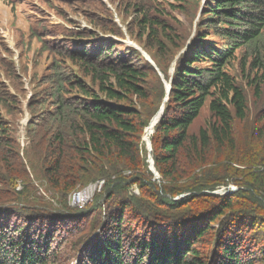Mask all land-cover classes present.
Here are the masks:
<instances>
[{
	"label": "trees",
	"instance_id": "obj_1",
	"mask_svg": "<svg viewBox=\"0 0 264 264\" xmlns=\"http://www.w3.org/2000/svg\"><path fill=\"white\" fill-rule=\"evenodd\" d=\"M175 1L192 13L193 40L185 29L175 34L180 23L161 10ZM195 1L141 2L132 26L147 37L133 39L155 66L132 48L97 41L95 32L69 43L66 54L81 76L68 82L57 72L40 81L53 84L51 92L33 91L27 163L0 113V264H50V252L84 227L78 264H264V0H207L199 14ZM114 30L123 34L115 26L106 34ZM14 101L6 96L0 107ZM205 106L210 117L194 134ZM161 107L150 136L157 180L139 148ZM237 123L246 129L244 144ZM91 173L106 184L89 211L57 210L31 192L36 182L65 195ZM230 183L238 190L214 193ZM134 184L140 196L132 198Z\"/></svg>",
	"mask_w": 264,
	"mask_h": 264
},
{
	"label": "rangeland",
	"instance_id": "obj_2",
	"mask_svg": "<svg viewBox=\"0 0 264 264\" xmlns=\"http://www.w3.org/2000/svg\"><path fill=\"white\" fill-rule=\"evenodd\" d=\"M129 1V0H128ZM131 7L128 8L125 0H8L0 2V99H4L6 96L9 99L15 98L14 104H6L7 108L0 107L1 118L9 126L8 128L13 129L10 133L11 137L15 140L14 143L25 149L20 152L24 154L22 160L27 163L25 154L29 151L26 149L30 146L29 140L27 139L28 125L32 119L27 121V117L30 116L28 110L29 104L32 101L33 91H42L49 89L51 92V86L42 85L40 81L46 82V79L52 75H56L57 72L68 82H74L81 76L75 64L71 63L68 59L66 51L72 48L68 47L69 43L78 40H89V37H84L86 34L94 33L97 41L101 38L104 40H124L123 34L119 37L113 31L112 35L106 34L108 29L119 27V29L125 32L126 40L133 42V37L142 34L139 32L138 27L132 26L134 22L141 17L143 0H130ZM200 1V0H198ZM190 3L196 2L195 0H189ZM137 5L133 8V4ZM174 5L173 8H169ZM200 6L198 9H200ZM197 6L195 7V9ZM167 19H175L180 24L178 28L174 29L175 34H183L185 29L190 35L193 34V29L190 33L186 27H189L192 19V13L189 10H183L180 3L170 2L168 8L161 9ZM150 20L156 18L154 11L149 10ZM199 12H197L198 14ZM171 18V19H170ZM94 20L91 24L90 21ZM196 19L192 20L194 26ZM172 23V21H170ZM132 29L134 35H129L126 28ZM182 31V32H181ZM34 35H37L35 37ZM116 35V36H115ZM146 36H142V43ZM187 37V36H186ZM132 39V40H131ZM125 40V41H126ZM188 40H186L187 42ZM44 42V47L47 50L57 49V51H47L41 48L40 43ZM141 50L142 45H139ZM122 45V44H121ZM92 51L91 49H89ZM106 49H102V51ZM118 51V49L116 48ZM143 52V51H142ZM244 51H237L236 57L240 59ZM154 53V52H152ZM152 62L151 56L143 52ZM176 54V53H175ZM174 54V55H175ZM172 56L175 58L177 55ZM111 57V55H109ZM174 58L170 63L174 61ZM171 60V59H170ZM57 64L56 65L54 64ZM174 64L167 70V75L170 76L172 73ZM62 74V75H61ZM89 76V75H88ZM90 77V76H89ZM85 76L86 82L90 81V78ZM153 79V76H151ZM154 81V88L157 90V82ZM91 90L93 87L91 84L88 85ZM252 104V102H251ZM251 106V105H250ZM250 117L255 113L254 108L251 106ZM156 115V114H155ZM152 116L149 122L155 117ZM210 115L208 107L205 106L201 114L197 118L193 126V133L195 134L200 127H204L208 121ZM150 124V123H149ZM148 124V125H149ZM146 127L143 129L140 137V156L145 158L149 164V152L148 142L143 140L145 136ZM245 127L243 124H236L235 135L239 139L240 143H245ZM152 134V133H151ZM149 139L150 140V136ZM29 152V158H31ZM28 155V154H27ZM150 165V164H149ZM129 174V173H127ZM96 174L91 173L86 176L85 179L79 182L75 189L71 190L70 193L63 195L60 191H48L45 187L40 186L34 182L37 192L32 190L34 196H41L43 200L52 205V208L57 210L62 209L64 206L67 209H78L79 212L89 211L91 206L95 204L97 198L102 195V188L106 184L104 178L98 180H91ZM152 181L155 182L154 179ZM231 180H229L230 182ZM18 184L15 191L26 195V187H21ZM62 187V186H61ZM233 188L237 191L238 188L233 184H229L227 187H223L215 192H221L223 189ZM23 188V189H22ZM11 195L12 189H10ZM129 194L134 197L140 196V190L137 185H133L129 189ZM84 199V200H81ZM183 194L179 198H183ZM176 198V199H179ZM93 223L92 225H95ZM92 228V227H91ZM87 227L74 232L69 237L70 242L61 244L60 247L54 248V251L50 252L55 254V258L52 259L50 264H78L83 258L81 248L86 241V234H82ZM75 231V230H74ZM248 242L253 247L256 246L254 240L249 237ZM263 243H260V245ZM258 245V246H260ZM54 247V246H52ZM49 255V256H50Z\"/></svg>",
	"mask_w": 264,
	"mask_h": 264
},
{
	"label": "water",
	"instance_id": "obj_3",
	"mask_svg": "<svg viewBox=\"0 0 264 264\" xmlns=\"http://www.w3.org/2000/svg\"><path fill=\"white\" fill-rule=\"evenodd\" d=\"M169 89H170V86H169V84H166V93L168 94L169 92ZM161 110H160V112L154 117L155 118V121H154V123L156 124L158 121H159V119L161 118V116H162V113H163V108L161 107L160 108ZM154 118H153V120H154ZM152 121V120H151ZM150 121V122H151ZM149 122V123H150ZM152 132H153V129H152ZM148 149H147V151H148V153L151 151V142L149 141L148 142ZM149 157V163H150V167H149V170H151V172L152 173H154V175H155V177L157 178V180L159 179V176H158V173H156L155 172V170H154V167H153V160H152V157H150V155L148 156ZM234 191V189L233 188H227V189H223L221 192H214V193H216V194H220V195H224V194H229L230 192H233Z\"/></svg>",
	"mask_w": 264,
	"mask_h": 264
},
{
	"label": "bare ground",
	"instance_id": "obj_4",
	"mask_svg": "<svg viewBox=\"0 0 264 264\" xmlns=\"http://www.w3.org/2000/svg\"><path fill=\"white\" fill-rule=\"evenodd\" d=\"M154 121H155V118H154V120L152 119V121L150 122V124H149V128L146 129L145 136L143 137V140L146 141V143L149 142V141H148V139H149V135L152 133V129H153L154 126H155ZM79 197H80V199H81V196H79ZM81 200H84V199H81Z\"/></svg>",
	"mask_w": 264,
	"mask_h": 264
}]
</instances>
